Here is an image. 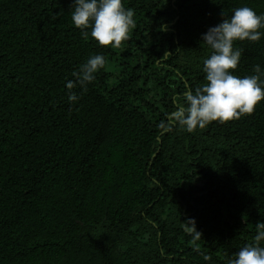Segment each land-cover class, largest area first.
<instances>
[{"label":"trees","instance_id":"16d2710c","mask_svg":"<svg viewBox=\"0 0 264 264\" xmlns=\"http://www.w3.org/2000/svg\"><path fill=\"white\" fill-rule=\"evenodd\" d=\"M71 3L0 0V264H228L264 221V100L193 132L163 124L205 83L201 33L264 0H124L118 48L75 27ZM233 46L234 75L264 67V36Z\"/></svg>","mask_w":264,"mask_h":264},{"label":"clouds","instance_id":"9594fccd","mask_svg":"<svg viewBox=\"0 0 264 264\" xmlns=\"http://www.w3.org/2000/svg\"><path fill=\"white\" fill-rule=\"evenodd\" d=\"M72 24L85 31L97 46L120 47L129 39L135 27L134 11L125 8L124 0H72ZM221 20L201 33V41L210 49L203 60L202 71L205 83L194 90L188 89L176 98L175 110L166 114L164 127L178 126L187 132L205 128L212 121L224 123L251 114L255 106L264 100V67L255 64L252 74L236 76L242 49L235 48V41H258L264 36V13L258 14L253 8H234L230 16L221 13ZM161 30L166 25H160ZM105 57L99 53L90 55L71 73L74 80L66 81L68 99L79 97L71 90L79 85L82 91L96 79L104 67ZM187 225L193 232L195 221L189 218ZM255 235L229 258L228 264H264V221L255 225ZM188 230V227H186ZM207 259V257H205Z\"/></svg>","mask_w":264,"mask_h":264}]
</instances>
